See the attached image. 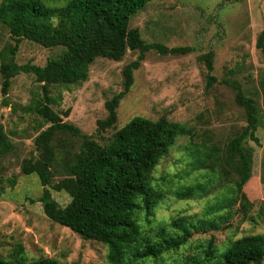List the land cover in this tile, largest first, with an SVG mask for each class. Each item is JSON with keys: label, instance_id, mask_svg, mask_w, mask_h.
Returning <instances> with one entry per match:
<instances>
[{"label": "rangeland", "instance_id": "rangeland-1", "mask_svg": "<svg viewBox=\"0 0 264 264\" xmlns=\"http://www.w3.org/2000/svg\"><path fill=\"white\" fill-rule=\"evenodd\" d=\"M131 26L140 29L146 43L189 50L146 52L119 105L117 122L102 133L109 139L136 116H166L179 124L149 182L152 212L138 201L134 219L140 236L125 251L123 264H218L219 248L247 235L264 234V125L257 131L260 143H246L253 148V170L242 192L225 153L228 138L246 125L236 91L225 81L240 82L264 108V50L258 46L264 0H152L131 18ZM15 43L0 23V52ZM64 49L22 39L16 62L44 66L60 58ZM210 51L217 81L207 87V65L201 57ZM138 55L128 49L121 61L99 57L86 81L49 85L55 98L51 106L64 121L100 140L97 122L108 114L105 102L123 90V69ZM2 85L0 72V123L14 143L10 153L0 155V260L10 261L21 245L29 262L49 258L58 264H110L106 244L83 238L46 216L37 201L44 186L36 174L21 170L23 160L37 154L35 138L50 125L28 110L43 95L40 83L33 73L21 72L12 78L6 96ZM54 143L58 151H74L81 139L59 133ZM211 147L215 152L207 151ZM59 176L56 172L53 183ZM50 190L61 206L70 202L65 191ZM186 233L193 234L178 245ZM210 239L216 245L211 253ZM150 244L157 254L137 256Z\"/></svg>", "mask_w": 264, "mask_h": 264}, {"label": "trees", "instance_id": "trees-1", "mask_svg": "<svg viewBox=\"0 0 264 264\" xmlns=\"http://www.w3.org/2000/svg\"><path fill=\"white\" fill-rule=\"evenodd\" d=\"M150 1L0 2V23L8 28L16 41L15 45L6 46L0 52L2 93L8 95L11 80L17 74L33 73L43 95L28 110L50 123L35 138L37 154L24 159L21 170L26 175L36 174L44 186L37 201L43 204L46 216L69 227L83 238L106 244L110 264H123L125 251L139 240L140 229L134 219L135 209L138 201H141L148 213L152 212L149 182L156 164L173 142L174 132L179 127V124L166 116L156 120L136 116L109 139L102 136L117 122L119 105L130 92L134 84V72L140 68L146 52L152 48L161 53L189 50L146 43L140 29L131 26V18ZM22 39L45 47L63 46L65 49L60 58L50 59L44 66L31 63L21 65L16 62V54ZM258 46L264 50V30L258 37ZM128 49L139 51V55L123 69V90L105 102L108 114L97 122V135L101 139H94L76 125L64 121L61 114L51 106L55 98L50 94L48 86L80 84L88 79L90 66L97 58L121 61ZM201 58L207 65V87H211L217 81L212 74L214 52L210 51ZM261 81L264 89V79ZM225 83L236 91L235 100L244 109L246 117V125L228 138L225 149L231 160L230 171L238 176L236 185L242 192L253 170V148L246 143L248 140L260 143L257 131L264 125V108L255 97L246 94L240 82L226 80ZM59 133L80 138L78 149L58 151L54 140ZM13 149L14 143L0 123V155L10 153ZM215 150V147L207 148V151ZM56 172L60 173V179L53 183ZM10 182L14 185L16 179ZM50 188L68 193L70 202L61 206L52 196ZM235 190L234 186L233 193ZM192 234L183 235L178 245L185 243ZM214 246V240L210 239L209 253ZM15 248L12 259L0 260V264H58L49 258L29 262L23 255V247L18 245ZM157 252L150 244L136 254L142 258ZM218 252L221 255L218 264H264V234L232 240L227 247L219 248Z\"/></svg>", "mask_w": 264, "mask_h": 264}]
</instances>
